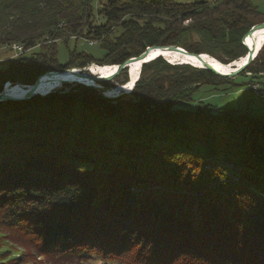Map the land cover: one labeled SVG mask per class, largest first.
<instances>
[{
    "label": "trees",
    "instance_id": "trees-1",
    "mask_svg": "<svg viewBox=\"0 0 264 264\" xmlns=\"http://www.w3.org/2000/svg\"><path fill=\"white\" fill-rule=\"evenodd\" d=\"M94 1L0 0V48H25L0 69V92L52 70L113 71L152 46L228 65L264 22L251 0H98L94 25ZM73 38L103 58L75 49L61 66L58 42ZM241 75L264 85V46ZM232 81L158 58L115 98L76 84L0 103V237L21 264H264V118L195 99Z\"/></svg>",
    "mask_w": 264,
    "mask_h": 264
},
{
    "label": "rangeland",
    "instance_id": "rangeland-1",
    "mask_svg": "<svg viewBox=\"0 0 264 264\" xmlns=\"http://www.w3.org/2000/svg\"><path fill=\"white\" fill-rule=\"evenodd\" d=\"M200 0H175L176 3H194ZM209 2H211L209 0ZM251 3L255 5L258 8V11L264 14V0H251ZM94 14L92 16V22L94 25H98L101 23H104V19L98 14V10L100 8L99 1H94ZM188 22H186V25ZM120 33V31H118ZM90 40H86L84 38L80 39H70L68 46L64 44L62 41L58 42V62L61 66H66L69 62V55L70 51H74L75 49L78 52H86L90 55H92L95 59L100 60L103 58L105 52L100 46H91L89 43ZM190 44H195L199 42V38L197 35L193 34L192 37L189 40ZM20 45V44H19ZM22 46V45H21ZM39 44L37 47H40ZM24 52L25 48L22 46ZM183 48V47H182ZM39 51L38 48L27 51V55H31L33 52ZM23 52V53H24ZM22 53V54H23ZM21 54L16 53V51H13L12 48L9 47H3L0 48V69L4 70L8 67L9 61L17 56H20ZM210 56V55H209ZM214 59L218 60L217 58L213 57ZM165 62H167V59H164ZM169 63V62H168ZM95 64V63H94ZM171 64V63H169ZM171 65H189V64H171ZM192 66V65H190ZM86 67V66H85ZM194 67V66H192ZM83 68V67H82ZM100 70H105L104 73H95V75H108L112 72L111 67H97ZM197 68V67H195ZM202 69V68H198ZM248 77H251V73L247 74ZM244 75L236 76L235 78H232L234 81L230 83H224L222 85H206L203 86L195 95V99H203L207 101L208 103L217 105L219 107L224 106H232L240 110L247 111L251 113L254 116H258L257 113L250 109L252 108L251 104H253V101L257 102V99L252 95V93L249 91L248 88V82L250 81V78ZM127 78L129 80L128 72H127ZM125 75L122 74V76L115 78L111 82L115 84L113 88H115L117 85H124L123 81L125 80ZM126 84V83H125ZM75 84H68L63 85L61 88L57 89V91L60 90H69L70 88H73ZM104 86V85H103ZM106 89H111L112 87L104 86ZM100 91V90H99ZM102 94L106 96L105 90L101 91ZM123 93H120L121 95ZM118 95V96H119ZM107 97V96H106ZM117 97V96H115ZM115 97H109V98H115ZM23 251L16 248L11 242H8L6 238L0 237V263L5 262L8 264H21L23 260ZM26 253V252H25ZM30 255L28 254V258ZM19 258V259H18ZM9 261V262H8ZM25 264H36V263H25Z\"/></svg>",
    "mask_w": 264,
    "mask_h": 264
},
{
    "label": "water",
    "instance_id": "water-1",
    "mask_svg": "<svg viewBox=\"0 0 264 264\" xmlns=\"http://www.w3.org/2000/svg\"><path fill=\"white\" fill-rule=\"evenodd\" d=\"M260 29H264V22L253 25L243 35L242 44L244 45V47L247 50V54L245 56L247 58V60L242 65L236 66L234 69H232L230 72H227V73H223V72L219 71L213 65V63H211L210 61H207L205 59V57H209L208 54L192 53V52H189L188 50H186V49H184V48H182V47H180L178 45L152 46V47H147L146 50L144 52H142L140 55L135 56V57H131V58L125 60L121 64H117L118 69L112 75L107 76V77H103V76H99V75L93 74L92 70H91V66L94 65V63H90L86 67H83V68H70V69H67V70L47 71V72L41 74L38 77V79L32 84H21V83L7 82V83H5V85L3 87V90L0 92V103H2V102H10V101H12V102L28 101V100L33 99L36 96H42L41 94L38 93V89L43 84L44 78L46 76H48V75L61 74V73H65V72H71L72 74H74L76 76V78L92 79L93 81H95L98 84H100L101 88H97L95 86H90V85H87V83H81L79 81H73V82L70 83L68 81L63 80V81H61L63 83V85L83 84L85 86H90V87H93V88L98 89L100 91H104L106 88L103 86V84L111 82L112 80L117 78L119 75H121L125 71L128 72L129 71L128 69H129L131 64H134V63L138 62V63H141V66H144L145 64L150 63L151 60L158 59V58L165 59L162 55H158L155 58H151L150 57L152 51L159 50V49L167 50V51H171V52H178V53H181V54H184V55H192V56L196 57L199 61H201L203 63L204 68H202V69L208 70V71L212 72L213 74H215V75H217V76H219L221 78L232 79V78H235L236 76L241 75L249 67V65H251V63L257 57L255 55V46H250L247 43V38L252 37L254 35V33L257 30H260ZM149 58H151V59H149ZM9 83H11V84H13L15 86L20 84L22 86L28 87V89L25 91L26 93H24L23 96L17 97L15 95H12V94L7 93L5 91V87ZM126 85H128V83ZM106 90H109V89H106ZM54 91H57V89L51 91L50 93H52ZM121 93H130V92L124 90ZM47 95H49V94H47ZM47 95H45V96H47Z\"/></svg>",
    "mask_w": 264,
    "mask_h": 264
},
{
    "label": "bare ground",
    "instance_id": "bare-ground-1",
    "mask_svg": "<svg viewBox=\"0 0 264 264\" xmlns=\"http://www.w3.org/2000/svg\"><path fill=\"white\" fill-rule=\"evenodd\" d=\"M247 43L250 46H255V55L258 56L259 52L262 50L264 46V29L257 30L252 37L247 38ZM158 55H162L165 59H167V62L171 64H189L197 68H204V65L201 61H199L196 57L192 55H184L178 52H171L167 50H154L152 51L150 57L155 58ZM149 58V59H151ZM207 61H210L213 63V65L221 72L227 73L230 72L232 69H234L236 66L242 65L245 63L247 58L244 56L231 64L225 65L219 62L218 60L214 59L213 57H205ZM156 60V59H154ZM154 60H151L154 61ZM97 65V64H94ZM97 66H105V65H97ZM113 66V71L109 73L108 75H105L103 77H107L112 75L117 69V65H112ZM143 66H141V63H134L131 65V68L128 69V85H117L115 88L106 90L105 93L107 97H115L118 96L122 91H128L131 92L134 87L136 86L137 82L141 78V72H142ZM91 70H93L95 73H104L105 70H100L97 67H91ZM102 76V75H100ZM68 81V82H73V81H79L81 83H87V85L90 86H95L97 88H101V85L98 84L97 82L93 81L92 79H85V78H76L74 74L71 72H65L61 74H55V75H48L44 78L43 84L40 86L38 89V93L41 94L42 96H45L47 94H50L51 91L55 89H59L63 86V83L61 81ZM28 89V87L22 86V85H13L11 83L7 84L5 87V91L7 93H10L12 95H15L17 97L23 96L25 91Z\"/></svg>",
    "mask_w": 264,
    "mask_h": 264
},
{
    "label": "built area",
    "instance_id": "built-area-1",
    "mask_svg": "<svg viewBox=\"0 0 264 264\" xmlns=\"http://www.w3.org/2000/svg\"><path fill=\"white\" fill-rule=\"evenodd\" d=\"M91 46L97 45L96 41H89ZM13 51H16L18 54H22L24 52L21 45L14 43L10 47ZM249 90L252 93V95L256 98H259L264 101V85H262L260 82H253L249 86Z\"/></svg>",
    "mask_w": 264,
    "mask_h": 264
},
{
    "label": "crops",
    "instance_id": "crops-1",
    "mask_svg": "<svg viewBox=\"0 0 264 264\" xmlns=\"http://www.w3.org/2000/svg\"><path fill=\"white\" fill-rule=\"evenodd\" d=\"M252 108L250 109H253L258 117H261V118H264V101L261 100V99H257V102L256 101H253V104H251Z\"/></svg>",
    "mask_w": 264,
    "mask_h": 264
}]
</instances>
